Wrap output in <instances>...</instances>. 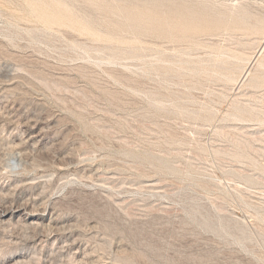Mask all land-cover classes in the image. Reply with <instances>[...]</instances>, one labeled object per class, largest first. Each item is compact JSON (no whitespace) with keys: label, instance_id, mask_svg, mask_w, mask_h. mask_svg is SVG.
<instances>
[{"label":"rangeland","instance_id":"rangeland-1","mask_svg":"<svg viewBox=\"0 0 264 264\" xmlns=\"http://www.w3.org/2000/svg\"><path fill=\"white\" fill-rule=\"evenodd\" d=\"M0 264H264V0H0Z\"/></svg>","mask_w":264,"mask_h":264}]
</instances>
